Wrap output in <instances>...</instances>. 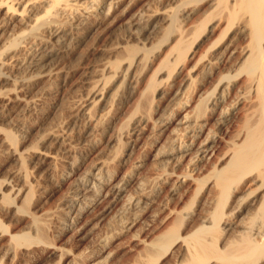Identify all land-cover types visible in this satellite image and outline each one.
Wrapping results in <instances>:
<instances>
[{
	"label": "bare ground",
	"instance_id": "bare-ground-1",
	"mask_svg": "<svg viewBox=\"0 0 264 264\" xmlns=\"http://www.w3.org/2000/svg\"><path fill=\"white\" fill-rule=\"evenodd\" d=\"M116 12H121L120 19L129 30L130 39L116 40L115 46L111 42L113 45L108 48H112L110 56L114 54L115 59L108 57L111 60L106 63L104 60L102 68L96 70L97 78L86 80L87 101L84 103L87 102V107H83V112L90 129L112 127L121 91L133 87L137 77L142 79L152 69L154 59L164 51L141 91L140 97H145L142 99H146V103L143 105L141 101L142 107L134 111L130 108L133 112L130 110L132 113L127 114L129 118L104 145L124 146L121 136L124 126L125 129L130 125L157 129L158 137L152 140L151 150L157 167L150 175L137 171L142 165L139 163H134L131 170L124 169L133 154L134 146L130 144L123 148L126 150L120 146L118 152L111 155L101 153L103 156L92 157L85 165L81 160L85 156L80 160L74 157L78 149H75L76 155H71V147L77 146L75 142L71 143L74 146H67L62 136L59 138L52 133L58 140L56 143L48 145L49 141L43 147L31 145L30 126L22 133L18 128L11 129L0 123V148L9 152L18 165L12 175L7 173L10 177L0 175V254L3 253L6 261H14L19 253H26L33 245H47L49 229L56 228L62 236L74 228H87L93 219L101 220L113 209L124 219L139 217L149 211L150 208H146L158 198H165L160 194L167 188L170 198L166 196V203L158 199L161 203L155 208L158 214H163L162 220L159 219L162 230H155L152 239L142 237L140 240L149 248L144 249L149 257L146 262L159 263L179 246L178 264H264V0H0V106H22L21 113L36 105L33 95L30 96L31 81L34 77L46 79L60 74L63 67L55 60L61 55L73 54L72 30L83 24L93 27L106 22ZM115 16L119 19L117 14ZM156 35L160 37L153 43ZM133 39L137 43H131ZM154 94L160 95L155 105ZM19 125L22 127L24 123L21 121ZM65 127L66 130L68 126L65 124ZM62 129L59 128L63 133ZM68 129L67 134L71 131ZM28 156L40 165L36 162L31 168ZM45 180L59 188L65 187L60 202H53L57 205L53 211L41 209V203L35 206L43 197L40 194L39 199L38 193ZM8 218L17 220V223L12 220L15 226L7 222ZM186 219L192 223L183 226ZM135 222L122 224V231L136 229ZM21 223L24 226H20ZM107 235L101 239L100 250L92 251V248L90 253H83V257L76 256L73 264H101L106 244L110 242ZM133 235L140 237L138 232ZM77 254L80 256L79 252ZM0 258L2 263L1 255Z\"/></svg>",
	"mask_w": 264,
	"mask_h": 264
},
{
	"label": "rangeland",
	"instance_id": "rangeland-1",
	"mask_svg": "<svg viewBox=\"0 0 264 264\" xmlns=\"http://www.w3.org/2000/svg\"><path fill=\"white\" fill-rule=\"evenodd\" d=\"M119 13H121V12H116V14H117V16H118V18L119 19H117V17L115 16L116 14H114L112 17H113V19H112V17L110 18V19H108V20H106V22L104 21L103 23H100V24H98V25H96V26H93V27H88V25L86 26H83V25H80V26H78L77 28H74L73 30H72V36H73V42H75V43H73V45L75 44L76 45V47H75V45L73 46L72 45V47H73V54H70L69 56L68 55H66L65 54V56L64 55H61V56H59V59L57 58L55 61L56 62H58V63H60V65H62L61 67H63V69H62V71L60 72V74H58V73H56V77L54 76V75H52L53 77L51 78H33L32 80L33 81H31V88H32V90H31V93H33V94H31L30 93V96L31 95H33V96H31V97H33V99L36 101V105H34V104H32L31 106L32 107H36V109L35 108H33L32 109V107L30 106V108H28L27 109V112L25 111V110H23L21 113H19L21 110H22V106H17V105H11L12 106V108H11V106L10 105H2V106H0V123L1 124H3V126L5 127V126H7L8 128H11V129H15V130H17V128L19 129V132H21V131H23L22 133H25L27 130H29L30 129V127H31V130H29V133H30V140H32L31 141V145L33 144V145H37V146H40V147H43V146H45V145H47L48 143H49V141H51V143H49L48 145H51V144H53V143H56L58 140L56 139V137L55 136H52L51 134L52 133H56V134H58L59 135V138L61 137V140H63V142H64V144L65 145H67V146H76L75 148L74 147H71V155L72 156H74V155H76V156H74V157H76L78 160H80L81 158H83L84 156V160L83 159H81L82 161H85V165H86V163L88 162H90V159L92 160V157L93 158H96V157H100V156H103V155H100L101 153L102 154H104V155H106V156H108V155H111V154H113V153H115V152H118V150L120 149V146H121V149L122 150H126V148L125 149H123L124 147H128L129 145L128 144H130V145H133L134 146V148H133V154H132V156H131V158H130V160L127 162V164L124 166V169H129L130 168V170H131V168H133L134 166H135V164H142L139 168H138V172L141 174V175H150L151 173V171L153 172L154 170H155V168L157 167V162H155L154 163V160H152L153 159V156H152V148H153V142L156 140V137H158V130L157 129H151L150 127H149V129H151V131L148 129V127L147 128H145V129H142L141 127H140V129H139V126L138 125H133V126H131L130 125V127H128V126H126V128L128 127V129H125V126H124V129H123V131H122V134H121V136L123 137L122 138V140L123 141H125V143L123 142L122 144H124V146L123 145H120V146H115V147H107V146H104L105 145V142L107 141V140H109V139H111V138H113L114 137V135L116 134V132L118 131V129H120V127H122V125H123V123L129 118V116L127 115V114H131L133 111H134V109H136L138 106H140V107H142L141 105L143 104H145L146 102V99L144 100V99H142V98H145V97H143L142 95H141V97H140V94H142V89H143V87H145L146 86V84L148 83V80H149V75H150V73L152 72V69L156 66V64L158 63V61H159V59H160V57L162 56V54L164 53V51H163V53L161 52L160 54V56H157V59H154V62H153V64L154 65H152V69H149L148 70V72H146V74L144 75V76H142V79H141V77H139V79L140 80H142V81H139L138 83H137V81L139 80L138 79V77H137V81L136 82H134L133 84L134 85H132L133 87H130L129 89H127V91L126 90H123V91H121V93H120V99H118V101H120V102H118L117 103V105H116V107L118 108L117 110H116V114H114V112H112L114 115V124L112 125V127H110L109 129H106V130H104L103 128L104 127H102V126H99V127H97L95 130L94 129H90V124H89V122H88V117L85 115V113L83 112L84 111V108L83 107H87V102H85L84 103V100L85 101H87L86 100V98H85V96L87 97V95H86V93H87V91H86V87H87V82L89 81V79H96L97 78V76H94V75H96L97 73H98V71L102 68V66H103V64H105L106 62H107V60L109 59V58H112V59H115V56H114V54H112L111 53V55L112 56H110V49H112V48H108V47H110L111 45H113L114 43H116V40L119 42V40H121V41H123V39H124V37L126 38V39H130L129 38V30H126L127 28H126V26H124L123 25V22H122V20L120 19L121 18V14H119ZM119 14V15H118ZM115 17H116V19H115ZM115 24H113L112 25V23H111V21ZM116 20V21H115ZM118 20V21H117ZM122 23H121V22ZM109 22V23H108ZM110 23H111V26H107V25H110ZM105 26H106V28L107 29H105ZM118 26V27H117ZM81 29H80V28ZM87 27V28H86ZM96 27H97V29H96ZM100 27V28H99ZM90 28V29H89ZM92 28H94V29H92ZM118 30H117V29ZM87 29V30H86ZM96 29V30H95ZM101 29V30H100ZM104 29V30H103ZM116 29V30H115ZM92 30V31H91ZM113 30H115V31H113ZM126 30V31H125ZM77 31V32H76ZM82 31V32H81ZM84 31V32H83ZM88 31V32H87ZM85 32H86V34H85ZM99 32H101L100 34H99ZM103 32V33H102ZM113 32V33H112ZM84 35H83V34ZM88 33V34H87ZM93 33V34H92ZM120 33H121V37H120ZM110 34V35H109ZM118 34V35H117ZM123 34V35H122ZM81 35V37H79ZM93 35V36H92ZM117 37H116V36ZM76 36V37H75ZM78 36V37H77ZM156 36H157V38H156ZM155 36V38H153L154 40H152L153 41V43H156L155 41H157V39L160 37V35H159V37H158V35H156ZM113 37V38H112ZM118 37H120L119 39H118ZM75 38V39H74ZM77 38H80V39H78L77 40ZM83 38V39H82ZM107 38V39H106ZM109 38V39H108ZM115 40V41H114ZM135 40V41H134ZM78 41V42H77ZM131 41V43H137V41H136V39H133V41L134 42H132V40H130ZM86 42V43H85ZM113 44H112V43ZM117 42V43H118ZM77 43V44H76ZM81 43V44H80ZM110 43V44H109ZM116 43V44H117ZM78 44H80V45H78ZM105 44V45H104ZM116 44H114L113 46H115ZM206 44V43H205ZM82 46H84V47H82ZM107 46V47H106ZM112 46V47H113ZM80 47V48H79ZM76 50H75V49ZM85 49V51H84V49ZM105 48H107V49H105ZM202 48H203V46H202ZM201 48V49H202ZM80 50V51H79ZM83 50V51H82ZM106 50V51H105ZM108 51V52H107ZM123 51V50H122ZM122 51H120V54H119V52H118V54L121 56L122 54ZM75 52V53H74ZM124 54L126 53V52H123ZM76 54V55H75ZM117 54V55H118ZM123 54V55H124ZM76 57H75V56ZM80 55V56H79ZM101 55V56H100ZM72 57V58H71ZM106 57V58H105ZM109 57V58H108ZM105 58V59H104ZM62 59H64V60H62ZM79 59V60H78ZM58 60V61H57ZM60 60H61V62H60ZM104 60H105V63H104ZM109 60H111V59H109ZM77 61V62H76ZM73 62H75V63H73ZM156 62V63H155ZM62 63V64H61ZM65 63V64H64ZM66 64H67V66H68V68L66 67ZM65 65V66H64ZM70 65V66H69ZM73 65V66H72ZM97 65V66H96ZM66 68V69H65ZM96 68V69H95ZM63 70H65V71H63ZM70 70V71H69ZM91 70H93L92 71V74H91ZM96 70H98V71H96ZM62 73V74H61ZM64 73V74H63ZM68 74V75H67ZM149 74V75H148ZM60 75H63V76H60ZM60 76V77H59ZM92 76H94V78L92 77ZM148 76V77H147ZM144 77V78H143ZM37 79H38V82H37ZM51 80V81H49L48 82V80ZM91 79V80H92ZM148 79V80H147ZM55 82H54V81ZM86 80H87V82H86ZM145 80V81H144ZM146 80H147V82H146ZM39 81H42V82H40L39 83ZM53 81V82H52ZM37 82V83H36ZM60 82V83H59ZM86 82V83H85ZM143 82V83H142ZM32 83L34 84L33 86H32ZM39 83V84H38ZM47 83V84H46ZM135 83H137V84H135ZM146 83V84H145ZM86 84V85H85ZM140 84H142V85H140ZM166 84V83H165ZM164 84V85H165ZM53 85V86H52ZM55 85V86H54ZM136 85V86H135ZM145 85V86H144ZM44 86H45V90H47V91H45L44 90ZM51 86V87H50ZM167 88H169L168 86H167V84L165 85ZM165 86H163V88L164 89H166L165 88ZM34 87H36V88H34ZM47 87V88H46ZM53 87V88H52ZM55 87V88H54ZM137 87V88H136ZM50 90H49V89ZM85 88V89H84ZM139 88V89H138ZM140 88H141V90H140ZM57 89V90H56ZM75 89V90H74ZM130 89H132V90H130ZM38 92H37V91ZM51 92H49V91ZM53 90V91H52ZM85 90V91H84ZM129 90H130V93H129ZM44 91V92H43ZM84 91V92H83ZM126 91V92H125ZM49 92V93H48ZM86 92V93H85ZM122 92H125V94H123ZM132 92V93H131ZM139 92V93H138ZM46 93L48 94V97H46L45 98V96H47L46 95ZM128 93V94H127ZM41 94V95H40ZM52 94H54V95H52ZM82 94H84L83 96H82ZM121 94H123V95H125V96H122ZM129 94H130V96H129ZM36 95V96H35ZM39 95V96H38ZM51 97H50V96ZM58 95H60L59 97H58ZM78 95V96H77ZM139 95V96H138ZM155 95L157 96V97H155ZM58 98H56V97ZM127 96V97H126ZM36 97H38L37 99H35ZM64 97V98H63ZM84 97V98H83ZM125 97L127 98L126 99V101H125ZM154 98H155V101L156 102H154V105L155 104H157V102H159L158 100V98L160 97V95L158 96L157 94H154V96H153ZM52 100H50V99ZM53 98V99H52ZM56 98V99H55ZM68 98V99H67ZM75 98V99H74ZM129 98V99H128ZM135 98V99H134ZM138 98V99H137ZM40 99V100H39ZM63 99V100H62ZM41 100H43V101H41ZM59 100V101H58ZM71 100V101H70ZM138 100V101H137ZM39 101V102H38ZM55 101V102H54ZM75 101V102H74ZM134 101V102H133ZM137 101V102H136ZM143 103H142V102ZM42 102V103H41ZM63 102V103H62ZM136 102V103H135ZM41 103V104H40ZM52 103V104H51ZM120 103V104H119ZM122 103V104H121ZM142 103V104H141ZM68 104V105H67ZM74 104V105H73ZM83 104H85L84 106H83ZM133 104H136L135 106L133 105ZM56 105V106H55ZM60 105V106H59ZM63 105V106H62ZM120 105V106H119ZM17 106V107H16ZM66 106V107H65ZM77 106V107H76ZM131 106V107H130ZM4 107H5V109H4ZM74 107V108H73ZM132 107H133V109H132ZM2 108H3V112H2ZM8 108H9V110H8ZM82 108V109H81ZM133 110H131V109ZM24 109V108H23ZM47 109V110H46ZM52 109V110H51ZM122 109V110H121ZM18 110V111H17ZM31 110V111H30ZM39 110V111H38ZM44 110V111H43ZM80 110V111H79ZM132 112H131V111ZM83 113H82V112ZM7 112H8V115H7ZM12 112V113H11ZM78 112V113H77ZM129 112H131V113H129ZM23 113H25V114H23ZM69 115H68V114ZM74 113V114H73ZM80 113V114H79ZM120 113H122V114H120ZM3 114V116H1ZM63 114V115H62ZM70 114H72L73 115V117H72V115H70ZM82 114H84V115H82ZM124 114H126V115H124ZM16 115V116H15ZM50 115V116H49ZM75 115V116H74ZM79 115V116H78ZM6 116V117H5ZM8 116V117H7ZM10 116V117H9ZM20 116H21V120H20ZM46 116V117H45ZM52 116H54V117H52ZM57 116V117H56ZM71 116V117H70ZM86 116V118H84ZM112 116V117H113ZM66 117V118H65ZM124 117H125V119H124ZM127 117V118H126ZM4 118V119H3ZM22 118H24V119H22ZM43 118V119H42ZM46 120H45V119ZM56 118H57V120H56ZM121 118V119H120ZM122 118H123V120H122ZM7 119V120H6ZM16 119V120H15ZM42 119V120H41ZM63 119V120H62ZM65 119V120H64ZM70 119H71V121L73 122H71L70 121ZM73 119V120H72ZM84 119V120H83ZM119 119V120H118ZM3 120V121H2ZM11 120V121H10ZM18 120V121H17ZM27 120L29 121V122H27ZM31 120V121H30ZM50 120V121H49ZM67 120V121H66ZM5 121V122H4ZM12 121H14V122H12ZM23 122L24 123V125L21 127V125H19V123L20 122ZM44 121H46V122H44ZM85 121H87V123H85ZM119 121H121V123L119 122V125H118V122ZM16 122V123H15ZM19 122V123H18ZM32 122V124H30ZM35 122V123H34ZM42 122V123H41ZM53 122L55 123V124H53ZM63 122L66 124V126H68V132L70 131L71 132V134H70V132H69V134H67V129L65 130V124H64V126H63ZM59 123H61L60 125H59ZM71 123V124H70ZM0 124V125H1ZM11 124V125H10ZM13 124V125H12ZM43 124V125H42ZM83 124V125H82ZM85 124H86V126H85ZM25 125L27 126H30V127H25ZM51 125H52V127H53V129H54V127H55V129H54V131H53V129L51 128ZM54 125V126H53ZM70 125V126H69ZM80 125V126H79ZM11 126V127H10ZM13 126V127H12ZM15 126H17V127H15ZM35 126V127H34ZM40 126V127H39ZM63 126V127H62ZM73 126V127H72ZM85 126V127H84ZM117 126V127H116ZM15 127V128H14ZM21 127V128H20ZM33 127V128H32ZM47 127H48V129H47ZM71 127H72V129H71ZM26 128H27V130H26ZM59 128H63L62 130H63V133L59 130ZM113 128H114V130H113ZM118 128V129H117ZM132 128V129H131ZM135 128V129H134ZM21 129H23V130H21ZM44 129V130H43ZM45 129H47L48 131H46ZM88 129V130H87ZM93 130V131H91L90 132V130ZM103 129V130H102ZM133 129H134V131H133ZM137 129H139V130H137ZM142 129V130H141ZM103 131V133L101 134V132ZM109 130V131H108ZM126 130H128V131H130V132H126ZM135 130H137V131H135ZM146 130V131H145ZM149 130V131H148ZM155 130V131H154ZM157 130V131H156ZM37 131V132H36ZM51 131V132H50ZM66 131V132H65ZM97 133H95V132ZM98 131H100L99 133H98ZM108 131V132H107ZM113 131V132H112ZM131 131H132V133H131ZM139 131V132H138ZM140 131H142L141 133H140ZM144 131V132H143ZM46 132H47V135H46ZM48 132H49V134H48ZM87 134H86V133ZM91 133V134H88V133ZM94 132V133H93ZM107 132V133H106ZM150 132H152V133H150ZM156 132V136H155V133ZM31 133L33 134V135H31ZM38 133V134H37ZM65 133V134H64ZM85 133V134H84ZM93 133V134H92ZM111 133H113L112 135H111ZM130 133V134H129ZM136 133V134H135ZM138 133V134H137ZM39 134H40V136H39ZM42 134H43V137H45L44 139H43V141L42 140H40V139H42L43 137H42ZM68 136H67V135ZM106 134V135H105ZM140 134V135H139ZM144 136H143V135ZM151 136H150V135ZM154 134V135H153ZM37 135V136H36ZM92 135V136H91ZM93 135H94V137H93ZM100 135V136H99ZM111 135V136H110ZM127 135V136H126ZM32 136V137H31ZM67 136V137H66ZM85 136V137H84ZM88 136V137H87ZM97 136V137H96ZM110 136V137H109ZM129 136H132V137H129ZM142 136V137H141ZM154 136V137H153ZM35 137H38V138H35ZM39 137H41L40 139H39ZM84 137V138H83ZM94 138L93 140H92V138ZM98 137H99V139H98ZM101 137H102V140H101ZM108 137V138H107ZM126 137H127V139L130 141H126L127 139H126ZM137 137H139V138H137ZM146 137V138H145ZM55 138V139H54ZM67 138H68V140L70 141V143H69V141H67ZM130 138H132L131 140H130ZM148 138V139H147ZM33 139H35V140H33ZM37 139H38V141H37ZM48 139V141H45V140H47ZM74 139V140H73ZM83 139V140H82ZM99 141H98V140ZM141 141H140V140ZM54 140H55V142H54ZM61 140H60V142H61ZM137 140H138V142H137ZM152 140H154V141H152ZM39 141H41L40 143H39ZM96 141V142H95ZM136 141V142H135ZM34 142V143H33ZM74 143V145H72L73 143ZM77 142H80V143H77ZM99 142V143H98ZM140 142V143H139ZM149 142V143H148ZM72 143V144H71ZM95 143V144H94ZM138 143V144H137ZM147 143V144H146ZM40 144V145H39ZM44 144V145H43ZM79 144L82 146H79ZM102 144V145H101ZM137 145V146H136ZM152 145V146H151ZM88 146V147H87ZM92 146V148H90ZM123 146V147H122ZM151 146V147H150ZM79 147H81V148H79ZM102 147H103V149H102ZM105 147V148H104ZM146 147V148H145ZM114 148H116V151H115V149ZM151 148V149H150ZM75 149H78V150H76V154H75ZM85 149V150H84ZM93 149V150H92ZM106 149V150H105ZM112 149L114 150V151H112ZM136 149V150H135ZM143 149V150H142ZM87 150V151H86ZM95 150V151H94ZM102 150V151H101ZM122 150L121 151H119V152H122ZM134 150H135V152H134ZM149 150V151H148ZM0 151L1 152H3V154H0V159L2 160H0V163H2V164H0V175L2 176V177H10L9 176V174L10 175H12V173L15 171V169L13 170V168H16L17 169V167H18V165H17V162L14 160V158L11 156V154L8 152L7 153V151H4L3 149H1L0 148ZM80 151V152H79ZM84 151V152H83ZM87 153H89V154H87ZM89 151H91L92 153H90ZM97 151V152H96ZM140 151V152H139ZM0 152V153H1ZM81 152H83V153H81ZM100 152V153H99ZM109 153V154H108ZM80 154H81V156H80ZM99 154V155H98ZM138 154V155H137ZM94 155V156H93ZM138 157V159H140V160H137V159H134V157L135 158H137L136 156ZM4 156V157H3ZM80 156V158H78ZM83 156V157H82ZM88 156V157H87ZM96 156V157H95ZM142 156V157H141ZM7 157H9V158H7ZM28 157H30V156H28ZM27 157V159L29 160V158ZM142 159H141V158ZM145 159H144V158ZM5 158H7V159H5ZM133 158V159H132ZM30 160H31V162H30ZM30 160L27 162V163H30V164H28L31 168H33V167H35L36 166V160H34V159H32L31 157H30ZM132 160V161H131ZM4 161V162H3ZM12 161H14L13 163H12ZM35 161V162H34ZM131 161V162H130ZM134 161V162H133ZM140 161V162H139ZM130 162V163H129ZM143 162V163H142ZM5 163V164H4ZM38 164L37 165H40L39 163L40 162H37ZM87 163V164H88ZM130 164V166H129V164ZM135 163V164H134ZM35 164V165H34ZM154 164V165H153ZM5 165H7V166H5ZM132 165V166H131ZM151 165V166H150ZM17 166V167H16ZM33 166V167H32ZM143 166V167H142ZM153 166V167H152ZM7 167H8V169H7ZM127 167V168H126ZM129 167V168H128ZM151 168V169H150ZM153 168V169H152ZM1 169H2V173H1ZM5 171H4V170ZM41 169H44V168H42L41 167ZM11 170H12V172H11ZM179 170H181V168L179 169ZM11 173H10V172ZM42 171V170H41ZM145 171V172H144ZM148 171V172H147ZM4 173V174H3ZM6 173V174H5ZM7 173H9L8 175H7ZM143 173V174H142ZM3 175H5V176H3ZM46 182V183H45ZM50 183V184H49ZM46 184V185H45ZM55 185H53V183L51 184V182L50 181H43V184H42V186H41V188H40V192L38 193L39 194V199L40 200H38V201H36L35 203V206L36 207H39V205H40V203H41V205H42V203L44 202V206H41L40 205V207H41V209H43V210H55L56 209V206L57 205H55V204H57L58 202H60V200H61V198L63 197V196H61V195H63V194H65L64 192V189H65V187H57V186H55ZM42 189V190H41ZM166 190H167V188H165V190H163V194L161 193L160 194V197H161V195H163V197L165 196V198H162L161 197V199L160 198H158V199H160L161 201H162V203H164L165 202V200H166V202L168 201V199L170 198L169 197V193L168 192H166ZM64 191V192H63ZM42 192V193H41ZM62 192H63V194H62ZM166 192V193H165ZM44 193V194H43ZM47 193V194H46ZM188 193H189V191H188ZM40 194L42 195L41 197H40ZM165 194H167V195H165ZM166 196H168V199H167V197ZM49 197V198H48ZM54 198V199H53ZM38 199V198H37ZM47 199V200H46ZM52 199V200H51ZM60 199V200H59ZM157 199V201L154 203V204H152V206L150 205L148 208H146L147 210L150 208V210L149 211H146V212H142V215L141 216H139V217H136V218H129V219H127V218H125L124 219V217L123 216H121L120 214H118V213H116V210H111L110 211V213L107 215H105V217L103 218V219H101V220H99V219H93L92 221H91V224L87 227V228H74V229H76V231L73 229L72 231H70V232H68V233H66V234H62V236H60L61 234H59V232H57V230H56V228H53V229H49V231H48V234H49V236H48V239H49V242L47 243V245H44L43 246V244H42V246H41V244L39 245V244H36V245H33L29 250H30V252H28V251H26V253H19V255L18 256H20V257H16L15 259H14V261L13 260H11V261H13V264H73L74 263V261L73 260H75L74 258L76 257V256H78V258L79 257H83L84 255H83V253L86 255V254H88V253H90L91 252V250H92V248H93V250L92 251H98V250H100L101 249V239L103 238V237H106L105 235H109V237H108V235H107V238H108V240L110 241H108L109 242V244H106V247H105V250H104V252H103V261H102V263L101 264H153V261L151 260L150 262H149V260H148V262H146V260L145 259H147V258H149L148 257V254H146L147 252V250L149 249V248H147L146 246H144L143 245V243L142 242H140V240H141V238L142 237H144V238H148V239H152V238H154V236L156 235V232H155V230L157 231V232H159L160 230H162V228H161V225H162V221L160 222V220H162L161 219V216H163V214H158L157 212H156V210H155V208L157 207V205H159L160 203H161V201L160 200H158ZM177 199V198H176ZM176 199H175V201H176ZM56 200V201H55ZM59 200V201H58ZM40 201V202H39ZM43 201V202H42ZM56 202L55 204L53 203V202ZM175 201L173 200V203L172 204H174L175 203ZM165 202V203H166ZM50 204H52L51 205V207L49 206ZM55 205V206H54ZM34 206V207H35ZM47 207H49L48 209H46ZM52 208V209H51ZM153 209V210H152ZM151 211V212H150ZM154 211V212H153ZM114 212V213H113ZM116 213V214H115ZM150 213V214H149ZM156 213V214H155ZM147 214V215H146ZM90 215H91V217H90ZM90 215H88V217L87 218H93L92 217V214H90ZM108 216V217H107ZM120 216V217H119ZM156 216V217H155ZM107 217V218H106ZM111 217V218H110ZM133 217V216H132ZM106 218V220H104ZM137 218H138V220H137ZM11 218H8L7 219V222H9V224H11V225H13V226H15V223H17V220L14 218V219H11ZM120 220L119 222H118V220ZM136 219V220H135ZM142 219V220H141ZM160 219V220H159ZM12 220L15 222V223H13L12 222ZM116 220V221H115ZM124 220H127L126 222H133V221H136L135 222V226L134 227H136V229L135 228H132V229H130V228H126L125 230H123L122 231V229H124L123 228V225L122 224H124V226H125V224H127ZM141 220V221H140ZM145 220V221H144ZM122 221V222H121ZM140 221V222H139ZM160 223H159V222ZM181 221V220H180ZM183 221V220H182ZM188 221V222H187ZM95 222V223H94ZM100 222V223H99ZM103 222V223H102ZM184 222V221H183ZM187 222V223H186ZM13 223V224H12ZM95 225H94V224ZM107 223H110V224H107ZM116 223L118 224V225H120V226H118V225H116ZM121 223V224H120ZM145 223V224H144ZM188 223L190 224V223H192V220H188V219H186L185 220V222H184V224L182 223V225L183 226H185L186 224L188 225ZM96 224H97V226H96ZM113 224V225H112ZM161 224V225H160ZM106 225V226H105ZM116 227H119V228H116ZM121 225H122V227H121ZM138 225V226H137ZM155 225H156V227H155ZM20 226H24V223H21L20 224ZM93 226H96L95 228L93 227ZM99 226V227H98ZM104 226V227H103ZM112 226V227H111ZM139 226H141V227H139ZM145 226V227H144ZM92 227V228H91ZM98 227V228H97ZM108 227V228H107ZM137 227H139L138 228V234L140 233V237H139V235L137 236V237H134V232L135 233H137L136 232V230H137ZM141 228V229H140ZM144 228V229H143ZM160 230H159V229ZM12 229H15V230H17V231H21V230H19V229H22V230H26L27 228H12ZM56 231H55V230ZM79 229V230H78ZM81 229V230H80ZM93 231H92V230ZM108 229V230H107ZM135 229V230H134ZM139 229H140V231H139ZM110 230V231H109ZM116 230V231H115ZM133 230V231H132ZM159 230V231H158ZM55 231V232H54ZM88 231V232H87ZM108 231V232H107ZM117 232V234L115 233V232ZM133 233H132V232ZM79 234H78V233ZM85 232V233H84ZM102 232H104L103 234H102ZM106 232H107V234H106ZM54 235H53V234ZM56 233V234H55ZM116 235H115V234ZM153 233H155V235L153 234ZM112 234V236L110 237V235ZM69 235V236H68ZM74 235V236H73ZM100 237H99V236ZM131 235H132V238H131ZM146 235V236H145ZM154 235V236H153ZM54 236V237H53ZM62 237V238H61ZM64 237V238H63ZM135 239H134V238ZM139 237V238H138ZM69 238V239H68ZM98 238V239H97ZM54 239H56V240H54ZM58 239H59V241H58ZM99 239H100V241H99ZM137 239H139V241L137 240ZM52 240V241H51ZM64 240V241H63ZM70 241V242H69ZM53 242V243H52ZM58 242V243H57ZM107 242V243H108ZM123 242V243H122ZM56 243V244H55ZM64 243V244H63ZM95 243V244H94ZM58 244V245H57ZM61 244V245H60ZM90 244V245H89ZM50 245V246H49ZM137 245V246H136ZM52 246V247H51ZM69 246V247H68ZM95 246V247H94ZM97 246V247H96ZM142 246H144V248H142ZM38 247V248H37ZM49 247V248H48ZM53 247H56L57 249L56 250H54L53 249ZM60 247V248H59ZM91 247V248H90ZM49 250H48V249ZM59 248V249H58ZM65 248V249H64ZM33 251H32V250ZM36 249V250H35ZM52 249H53V251H52ZM62 249V250H61ZM97 249V250H96ZM146 251H145V250ZM174 249H176V250H174ZM65 250V251H64ZM89 251V252H86V251ZM31 251H32V254H31V256H30V253H31ZM62 251H63V253H62ZM67 251V253H65ZM69 251H72V252H69ZM111 253H110V252ZM172 251V252H171ZM171 251H169L168 252V254L167 255H165L160 261H159V263L158 262H156V263H154V264H178L179 263V261H180V253H181V249L179 248V246H175ZM175 251V252H174ZM61 252V253H60ZM70 254H69V253ZM80 253V256L77 254V253ZM139 252V253H138ZM146 252V253H145ZM171 252V253H170ZM29 253V254H28ZM52 253V254H51ZM3 253L1 252V257H2V263L0 262V264H10L11 263V261L9 260V259H7V261L3 258V255H2ZM22 254H23V256H22ZM26 254V255H25ZM64 254V255H63ZM69 254V255H68ZM147 255V257H146V255ZM178 254V255H177ZM104 255H108V256H104ZM30 256V257H29ZM59 256V257H58ZM62 258H61V257ZM64 256H66V257H64ZM173 256V257H172ZM26 257V258H25ZM64 257V258H63ZM105 257V258H104ZM109 257V258H108ZM177 257V258H176ZM23 258H25V259H23ZM51 258V259H50ZM1 259V258H0ZM60 259V260H59ZM23 260H25V261H23ZM59 260V261H58ZM140 261V262H137V261ZM1 261V260H0ZM5 261V262H4ZM32 261V262H31ZM58 261V262H57ZM106 261V262H105ZM135 262V263H134Z\"/></svg>",
	"mask_w": 264,
	"mask_h": 264
}]
</instances>
